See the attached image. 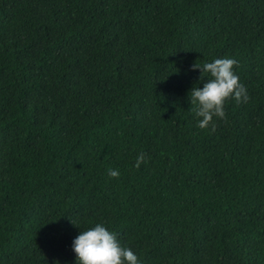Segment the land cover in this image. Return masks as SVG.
Listing matches in <instances>:
<instances>
[{"label": "trees", "instance_id": "obj_1", "mask_svg": "<svg viewBox=\"0 0 264 264\" xmlns=\"http://www.w3.org/2000/svg\"><path fill=\"white\" fill-rule=\"evenodd\" d=\"M219 58L249 101L212 132ZM96 224L138 264H264V0H0V264H77Z\"/></svg>", "mask_w": 264, "mask_h": 264}, {"label": "clouds", "instance_id": "obj_2", "mask_svg": "<svg viewBox=\"0 0 264 264\" xmlns=\"http://www.w3.org/2000/svg\"><path fill=\"white\" fill-rule=\"evenodd\" d=\"M237 61L231 58H219L203 64H194L193 70L209 74L203 88L193 87L190 91V103L194 106L195 115L200 118L198 127L202 130H216L214 118L224 120L225 102L234 99L236 103H248L247 89L240 83L233 71ZM144 161V154L137 157L135 167L139 168ZM108 175L118 178V170H109ZM73 252L77 264H138V257L130 249L120 245L116 235L104 225L96 224L80 234L73 241Z\"/></svg>", "mask_w": 264, "mask_h": 264}]
</instances>
